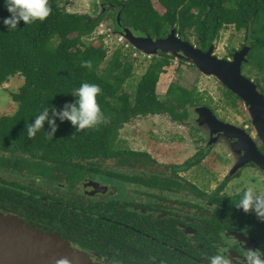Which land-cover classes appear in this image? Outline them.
Listing matches in <instances>:
<instances>
[{
  "label": "flooded vegetation",
  "instance_id": "flooded-vegetation-1",
  "mask_svg": "<svg viewBox=\"0 0 264 264\" xmlns=\"http://www.w3.org/2000/svg\"><path fill=\"white\" fill-rule=\"evenodd\" d=\"M195 108L194 124L199 117ZM239 126L251 133L264 154L254 127ZM201 133L204 142L187 160L204 157L191 161L190 167L188 161L168 163L120 142L121 151L113 157L46 160L12 149L3 139L0 213L61 235L101 264H211L221 249L233 257V264H243L249 249L264 250V222L254 211L245 213L236 206L247 188L246 183L241 188L236 184L244 167L251 165L263 175L264 170L251 162L231 174L232 164L204 188L200 177L193 179L190 173L203 166L207 179L216 174L212 166L219 141L210 140L224 133ZM227 138L229 145L239 143L236 137Z\"/></svg>",
  "mask_w": 264,
  "mask_h": 264
},
{
  "label": "trees",
  "instance_id": "trees-1",
  "mask_svg": "<svg viewBox=\"0 0 264 264\" xmlns=\"http://www.w3.org/2000/svg\"><path fill=\"white\" fill-rule=\"evenodd\" d=\"M158 1L164 13L155 8L153 0H100L111 7L92 16L65 11L59 0H49L52 12L42 22L26 25L20 21L11 31L0 23V87L18 75L25 79L12 95L17 111L0 118V142L4 139L10 148L46 160L113 157L121 151L117 147L119 130L131 119L167 112L174 121L183 122L188 118V107L203 104L195 90L194 94L175 82L166 98H160L157 88L161 76L175 60L166 53L152 56L136 90L128 91L126 85L135 67L131 55L118 47L108 58L102 36L100 41H87L106 20L114 24L116 33L122 26L153 38H165L176 29L179 36L191 43L194 39L205 51L215 45L226 27L244 30L251 44L247 65L258 71L257 84L264 89V0ZM9 15L0 0V18ZM84 61H91V68L83 67ZM177 62L185 64L184 60ZM82 83H94L102 89L97 102L105 119L92 128L78 130L70 121L53 116V109L60 113L65 104L74 103L76 97L71 93ZM228 98L234 107L235 101H242L238 96L234 101ZM44 108H48V119L55 122V131L45 120L42 129L29 137L28 125ZM202 157L200 154L191 161Z\"/></svg>",
  "mask_w": 264,
  "mask_h": 264
},
{
  "label": "rangeland",
  "instance_id": "rangeland-1",
  "mask_svg": "<svg viewBox=\"0 0 264 264\" xmlns=\"http://www.w3.org/2000/svg\"><path fill=\"white\" fill-rule=\"evenodd\" d=\"M59 3L65 11L85 13L92 16H97L102 11L111 7L109 5L104 6L100 0H59ZM153 3L160 13L165 12V8L158 0H153ZM116 32L114 24L110 20H106L87 41H100V37L102 36L105 45L108 47V58H111L118 47H123L124 51L131 55L135 66L134 76L129 79L126 88L128 91L136 90L142 75L151 62L152 56L146 55L140 51L132 52L128 50V47L126 48L122 45L124 43L118 38L117 34H115ZM192 42L195 44L194 39H192ZM244 44L248 45L245 31H237L234 26H228L221 32L219 39L215 43V55L219 58L227 59L226 57L230 56L231 52L241 48ZM233 55H235V53ZM178 60L179 59L175 57V60L172 61V65L167 67V72L161 76L157 88L160 98L165 97V93L168 91L170 84L175 82L190 89L194 94L196 91L197 96L202 97V103H204L200 105L209 106L215 112L216 116L219 117V119L221 118L220 120L231 122L238 126L246 125L250 130L254 131L250 117L244 108L243 101L237 100L235 101L236 107L232 106V104L229 103L228 95L232 101L236 100L237 96L234 93H229V89L215 76L204 74L196 65L195 67L192 66V63L185 61V64H180V62H177ZM247 63L248 62L243 63V73L257 83L258 71L254 69L253 66L247 65ZM24 81L25 79L21 75H18L14 77L12 81L4 83L0 87V116L12 114L17 111L18 105L14 102L12 95L14 92L19 91ZM259 90L264 93L262 87H259ZM187 109L190 112L188 118H186L184 122L174 121L167 112L133 118L131 121L125 123L119 130L118 141L123 143V146L138 150H148L152 152L156 158L169 159L170 161H168V163L189 161L187 159L193 156L197 148L205 140L201 132L207 134H209V132L205 130V128L204 130L200 129V127L195 125L196 123L194 124L196 118V114L193 111L194 108L190 106ZM255 133L254 131L253 136H255ZM217 138V141H219L217 144L218 158L217 162L212 166L216 174L207 179V172L202 171L204 169L203 166H197L193 172L190 173L193 174V179L197 176L200 177L201 184L204 188L208 186L214 176L216 178L218 173L223 174L226 167L227 170L232 164L236 163V156L231 146L227 143V136L221 134ZM256 140L259 141V139ZM150 142H155L156 145L154 147L149 146ZM161 149L166 152L163 153ZM229 153H231L232 156L234 155V158H232ZM200 172L201 174L199 175ZM240 175L241 182L237 181L236 187L241 188L243 183H246L247 188L252 187L263 195L264 192L261 185H264V181L261 177L264 175L262 172L256 173V169L248 165L244 167Z\"/></svg>",
  "mask_w": 264,
  "mask_h": 264
},
{
  "label": "water",
  "instance_id": "water-1",
  "mask_svg": "<svg viewBox=\"0 0 264 264\" xmlns=\"http://www.w3.org/2000/svg\"><path fill=\"white\" fill-rule=\"evenodd\" d=\"M121 28L120 35L136 50L149 56L166 53L178 59H187L188 63H194L204 74L215 76L244 101L256 135L260 142L264 143V93L242 70L243 63L248 62L250 45H245L237 51L232 59H224L215 55V45L204 51L179 36L176 29H172L165 38H153L136 35L128 27ZM195 110L199 115L195 125L200 129L205 128L211 136L224 133L226 136L238 138V144L230 145L236 156L235 169L231 174L251 162L264 170V154L250 132L233 123L220 120L207 105H198ZM217 140L218 138L211 139L210 142L214 143ZM0 264L101 263L74 248L57 233L40 230L15 215L0 213Z\"/></svg>",
  "mask_w": 264,
  "mask_h": 264
},
{
  "label": "clouds",
  "instance_id": "clouds-1",
  "mask_svg": "<svg viewBox=\"0 0 264 264\" xmlns=\"http://www.w3.org/2000/svg\"><path fill=\"white\" fill-rule=\"evenodd\" d=\"M3 4L10 15L0 18V23H3L8 31L16 29L20 21H23L26 25L36 21L42 22L52 12L49 0H3ZM135 51L139 50L135 49ZM82 66L91 68V61L82 62ZM101 93L102 89L99 85L82 83L80 87L74 89L71 93L72 96L76 97L75 102L65 104L64 110L60 113H56L53 109V116L59 115L61 121L65 119L70 121L78 127V130L99 125L105 119L97 102V96ZM45 120H48L54 132L55 122L48 119V108H44L36 115L34 122L28 125V136H34L37 131L42 129ZM49 136L51 137V134ZM236 206L245 213L254 211L257 217L262 218L261 221L264 222V195L259 191L254 190L252 187L246 188L243 190ZM211 264H233V257L228 254L226 249H221L212 256ZM243 264H264V250L260 248L249 249L243 258Z\"/></svg>",
  "mask_w": 264,
  "mask_h": 264
},
{
  "label": "built area",
  "instance_id": "built-area-1",
  "mask_svg": "<svg viewBox=\"0 0 264 264\" xmlns=\"http://www.w3.org/2000/svg\"><path fill=\"white\" fill-rule=\"evenodd\" d=\"M115 34H117V36H118V38L124 43V44H122V45H124L128 50H131V49H129V48H131V47H133L127 40H125L122 36H120V34L119 33H115Z\"/></svg>",
  "mask_w": 264,
  "mask_h": 264
}]
</instances>
